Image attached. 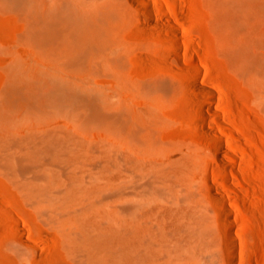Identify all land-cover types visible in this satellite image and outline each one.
I'll use <instances>...</instances> for the list:
<instances>
[{"label":"rangeland","instance_id":"374dc122","mask_svg":"<svg viewBox=\"0 0 264 264\" xmlns=\"http://www.w3.org/2000/svg\"><path fill=\"white\" fill-rule=\"evenodd\" d=\"M36 1L0 0V264H264V0H72L76 63Z\"/></svg>","mask_w":264,"mask_h":264},{"label":"bare ground","instance_id":"6f19581e","mask_svg":"<svg viewBox=\"0 0 264 264\" xmlns=\"http://www.w3.org/2000/svg\"><path fill=\"white\" fill-rule=\"evenodd\" d=\"M6 1H10L11 3H22L24 0ZM71 1L72 0H60L58 7H56V9L52 10L51 12H49L48 10L44 11L41 8L40 4L36 1L33 5V38L36 46L38 48L45 49L47 51V54L52 53L55 55L64 56L67 60H72L73 62L71 63H76V61L78 62L79 60H82L83 54L99 52V50L105 49V47H107L108 45L106 42L97 43V39L95 40L91 35H88V39H86L85 37L82 39L73 34V28L81 24V19L76 14L78 9L75 10L73 8ZM137 2L142 7L146 8L149 16L153 18V9L151 7V3L148 0H137ZM136 10H138L140 13L143 12L141 11V8L138 7H136ZM109 11L114 12V9L110 8L109 10L107 8L102 12H104L103 14H106ZM154 12L156 11L154 10ZM89 21H91V19H89ZM45 38H48L49 40L48 48H45ZM56 79L57 80H55V83H53L54 92H56L59 96L70 93L71 89L69 88V86H67L58 78ZM159 83L162 84V82L160 81ZM193 83L194 85H199L196 80L193 81ZM60 99L61 98L58 97L57 102L60 101ZM75 99L80 103L89 102V98L86 96H77ZM119 120V117L114 116L115 123H118ZM201 128L205 134L211 133V131L206 129L204 126H202ZM215 151L219 158L223 159L226 157L225 148L222 143H217L215 145ZM233 176L234 175L231 174V176H229L230 179H232ZM225 177H227V175ZM198 222L200 221H194V223ZM199 229L201 231H206V227H200ZM228 234L229 232H226L222 238V242L226 246L230 245L229 241H233V239L228 237ZM223 244L221 246V244H219V241H210V246L213 250L221 249L226 251V247L223 246ZM146 258L147 261H149V264H152V262L150 261L153 260V256L146 255Z\"/></svg>","mask_w":264,"mask_h":264}]
</instances>
